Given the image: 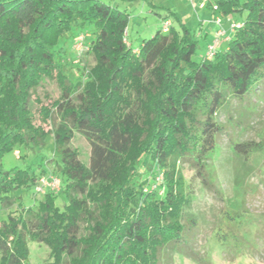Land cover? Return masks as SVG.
Returning <instances> with one entry per match:
<instances>
[{
  "label": "trees",
  "instance_id": "1",
  "mask_svg": "<svg viewBox=\"0 0 264 264\" xmlns=\"http://www.w3.org/2000/svg\"><path fill=\"white\" fill-rule=\"evenodd\" d=\"M209 2L203 8L242 26L230 32L226 21V47L196 60L198 36L184 24L161 27L133 50L125 44L128 16L100 0H0V208L8 211L0 264H29L30 243L48 249L49 264H163L169 253L186 256L196 223L178 165L220 196L210 161L227 128L214 117L227 95L242 103L264 81V0ZM76 30L93 35L95 64L84 82L68 75L58 49ZM47 81L59 92L52 101L36 94ZM75 133L90 147L87 164L71 146ZM49 135L64 206H56L59 192L46 189L36 206L24 207L15 193L37 195L39 177L32 166L5 169L2 157L17 146L43 147ZM239 145L233 149L242 154ZM161 170L163 184L148 182ZM247 174L245 164L236 171L240 204L222 210L214 233L231 255L257 250L247 240L255 223L245 208Z\"/></svg>",
  "mask_w": 264,
  "mask_h": 264
},
{
  "label": "rangeland",
  "instance_id": "2",
  "mask_svg": "<svg viewBox=\"0 0 264 264\" xmlns=\"http://www.w3.org/2000/svg\"><path fill=\"white\" fill-rule=\"evenodd\" d=\"M106 5L117 9L128 16V27L125 32V44L133 49L139 47L143 40L150 39L160 29L164 21L169 20L171 25L178 28L184 24L198 35V48L194 58H202L206 54L207 45L212 42L216 31L219 29L214 24L216 19H221L222 26L226 27L228 18L214 15L212 9L200 7L203 0H100ZM214 3V0L206 2ZM210 7V6H209ZM168 16L169 18L163 19ZM235 21L242 20L243 16H233ZM202 28L203 30H201ZM207 34V37L205 38ZM205 35V36H204ZM92 33L76 30L66 34L58 43V49L62 52L68 75L76 81L84 82L89 70L94 66V58L89 51ZM223 41V40H222ZM81 44V45H80ZM221 48L226 47L221 44ZM36 94L43 100L57 99L59 92L52 82H44L37 89ZM36 106L32 105L34 112ZM214 121L225 126L226 131L218 138V150L212 157L210 164L214 171L213 182L215 190H207L202 187L200 181L195 177L194 171L186 164H179L178 168L191 196V205L186 213L195 219V227L192 231L191 242L183 256L178 253H169L163 264H199L196 260L205 259L209 264H264V81L256 88L251 96L244 102H238L227 95L226 103L214 117ZM240 144L242 154L234 151L233 145ZM71 146L79 153L80 160L87 164L89 160L90 147L85 139L78 133L74 134ZM55 153L53 138L49 135L45 145L39 148L15 147L11 152L2 157L5 169L13 167L24 168L32 166L36 178L48 176L57 180L58 187L61 184L55 166ZM43 169L39 168L40 162ZM248 169L246 184L244 186L245 208L254 219L247 240L256 247V252L248 255H231L223 252L214 239L215 229L219 224L221 212L229 204H240V191L234 187L236 171L243 168ZM147 158L143 157L138 163V171H146ZM156 175L161 176V184L164 182V173L153 175L148 182H156ZM58 189V188H57ZM50 190L59 192L60 189ZM150 190H157L153 185ZM21 196L24 207L36 206L43 195H33L32 192L19 190L15 196ZM14 203L11 210L15 209ZM56 206L62 209L64 198L58 193ZM8 211L0 208V220L5 219ZM258 225L259 232H254ZM29 264H49L48 249L37 243H30ZM189 256L196 259L193 261ZM200 264H204L200 262Z\"/></svg>",
  "mask_w": 264,
  "mask_h": 264
},
{
  "label": "built area",
  "instance_id": "3",
  "mask_svg": "<svg viewBox=\"0 0 264 264\" xmlns=\"http://www.w3.org/2000/svg\"><path fill=\"white\" fill-rule=\"evenodd\" d=\"M203 1L204 2L200 4V7H202V8L204 7V3L206 0H203ZM227 21L229 22L228 31H230V32H233L235 29L240 28L242 26L239 24L232 23V22H230V20H227ZM222 22L223 21L221 19H216L214 21V24L217 25L219 27V29L216 31L215 37L212 40V42L207 46L205 55L208 59L212 58V56L214 55L216 50L219 48L223 36H225V34H226V30L222 26ZM170 25L171 24L169 21H165L162 25V31L167 32ZM225 40H227V38ZM155 179H156V182L154 184H161V182H162L161 176L156 175ZM54 187H55V189H57V188L59 189L56 179H53V178L48 177V176H42L38 179L37 184L34 188V192L37 195H43L45 193L46 189L54 190Z\"/></svg>",
  "mask_w": 264,
  "mask_h": 264
},
{
  "label": "crops",
  "instance_id": "4",
  "mask_svg": "<svg viewBox=\"0 0 264 264\" xmlns=\"http://www.w3.org/2000/svg\"><path fill=\"white\" fill-rule=\"evenodd\" d=\"M227 25H228V24L226 23V27L224 28L225 30H227ZM200 29L203 30L202 28H200ZM203 34H204V33L202 32V33H200V35H198V36L203 37ZM204 36H205V35H204ZM206 37H207V34H206L205 38H206ZM208 45H209V44H208ZM208 45H207V46H208Z\"/></svg>",
  "mask_w": 264,
  "mask_h": 264
}]
</instances>
